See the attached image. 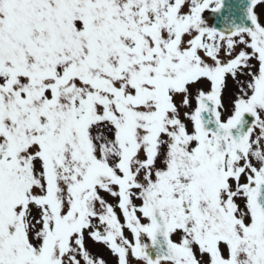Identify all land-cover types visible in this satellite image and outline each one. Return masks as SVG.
I'll list each match as a JSON object with an SVG mask.
<instances>
[{
	"label": "snow or ice",
	"instance_id": "snow-or-ice-1",
	"mask_svg": "<svg viewBox=\"0 0 264 264\" xmlns=\"http://www.w3.org/2000/svg\"><path fill=\"white\" fill-rule=\"evenodd\" d=\"M0 264H264V0H0Z\"/></svg>",
	"mask_w": 264,
	"mask_h": 264
},
{
	"label": "rangeland",
	"instance_id": "rangeland-1",
	"mask_svg": "<svg viewBox=\"0 0 264 264\" xmlns=\"http://www.w3.org/2000/svg\"><path fill=\"white\" fill-rule=\"evenodd\" d=\"M226 100H227V93H226ZM100 250L104 252L105 257H106L110 262L113 261V258H112L110 255H108V253H107L106 251H104L103 249H100Z\"/></svg>",
	"mask_w": 264,
	"mask_h": 264
}]
</instances>
